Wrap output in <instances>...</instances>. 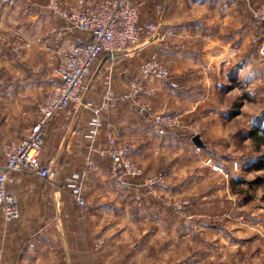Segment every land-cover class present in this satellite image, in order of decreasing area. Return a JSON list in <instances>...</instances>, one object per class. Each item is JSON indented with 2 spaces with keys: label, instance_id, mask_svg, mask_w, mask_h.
<instances>
[{
  "label": "crops",
  "instance_id": "obj_1",
  "mask_svg": "<svg viewBox=\"0 0 264 264\" xmlns=\"http://www.w3.org/2000/svg\"><path fill=\"white\" fill-rule=\"evenodd\" d=\"M75 1L64 3L73 5ZM228 1L226 5L238 4L239 8L216 16L207 12L210 0H134L140 3L142 20L157 18V6L163 5L162 14L174 35L164 45L157 40L151 45L170 61L174 80L180 76L186 87L185 95L194 103L210 100L216 87L227 84L231 75L227 71L233 63L238 80L246 72L249 76L253 74L252 54L242 65L239 63L247 54L248 45V39L241 36V0ZM27 5L22 1L8 4L0 0V169L5 167L2 146L23 139L38 117V103L55 80L54 59L87 39L78 32L69 34L63 22L46 10L43 0L31 7ZM55 27L58 33L54 37L48 32ZM16 34L27 40L41 35L44 42L17 60L10 50H3L4 43ZM146 44L143 42L138 54ZM127 52L130 56L125 62L136 54L134 49ZM106 57L101 55L93 67V75L85 81L83 100L91 106L74 105L71 114L61 112L46 128L41 160L52 167L58 179L22 172L9 185V191L18 198L21 217L7 222L0 210V264H227L223 255L207 248L209 241L125 240V194L114 185L105 184L102 179L105 175L90 176L87 181L92 182L93 188L87 191L84 221L72 194L57 186L72 170L88 169L89 157L96 165L106 164V157H101L98 149L109 147L112 140L124 143L125 138L136 135L148 139L154 133L145 122L130 121L132 104L119 101L103 112L104 126L91 152L83 133L93 108L102 104L107 88L111 87L116 95L125 92V79L117 68L119 57L105 60ZM194 87H203L204 92L194 91ZM167 89L154 98L156 109L171 105L177 98ZM185 101L182 97L183 109L187 108Z\"/></svg>",
  "mask_w": 264,
  "mask_h": 264
},
{
  "label": "rangeland",
  "instance_id": "obj_2",
  "mask_svg": "<svg viewBox=\"0 0 264 264\" xmlns=\"http://www.w3.org/2000/svg\"><path fill=\"white\" fill-rule=\"evenodd\" d=\"M17 1L31 7L42 0H5L8 4ZM43 1L46 10L61 22L50 7L51 0ZM78 1L73 5H66L64 0L61 3L65 7H73ZM227 2L210 0L207 12L223 16L239 8L238 4L229 6ZM241 3V36L248 39V45L247 54H242L244 56L239 63L242 65L252 54L253 74L249 76L250 73L246 72L238 80L239 77L234 76L233 63L227 71V74H231L228 75L227 84L216 87L210 100L189 101L191 99L184 93L186 87L180 76L174 80L170 61L165 55L154 51L151 45L153 41H160L164 45L174 35L172 28L167 26L161 4L157 6L158 10L159 6L163 8L159 10L157 18L142 20L141 16V20L144 23L161 21L162 34L158 37L143 35L146 40L129 47L136 51L130 61L125 62V58L130 56L129 52L117 60L120 77L125 79V93L133 84L141 81L142 65L151 57L156 56L171 69L169 79L151 76L145 80L156 89V93L125 100V104L131 103L133 106L130 121L136 124L145 122L154 131L148 139L135 135L125 138L124 143L111 141L110 146L124 149L125 168L118 167L109 156H101L98 152L101 157H106V164L99 166L97 163L94 169L88 165V169L72 170L69 174V177H78L77 184L85 196L93 188L92 182H87L89 177L99 178L103 175L106 176L102 178L105 184L110 187L114 185L115 189L125 194V240L209 241L206 242L207 248L223 255L221 257L225 258L227 264H249V261L264 264V168H250L252 160L264 158V142L251 137L252 131L264 137V54L261 53L264 47V19L257 16L264 9V0H241ZM62 26L70 31L69 34L78 32L85 35L78 30H69L64 22ZM48 33L57 36L51 30ZM42 37L30 39L33 46L24 49L21 57L14 48L16 43L27 39L20 34L11 36L4 43L3 50H10L15 59L21 60L35 45L43 44ZM37 38H42L43 42L34 43ZM145 41V49L138 54ZM68 51L54 59L55 69L60 57L68 54ZM55 69V80L46 94L60 83ZM164 88H168L169 93L177 98L173 99L171 105L156 109L153 100ZM193 89L204 92L203 87ZM182 97L187 105L184 109L181 107ZM143 106L149 110L140 114L139 109ZM167 114L173 115L177 122L160 133L163 126L157 122L156 116ZM196 135L201 138L202 146L194 141ZM130 165L132 170L129 169ZM67 179L56 183L64 191H69ZM152 179L154 183H150ZM87 208L88 201L84 213H81L83 221Z\"/></svg>",
  "mask_w": 264,
  "mask_h": 264
},
{
  "label": "built area",
  "instance_id": "obj_3",
  "mask_svg": "<svg viewBox=\"0 0 264 264\" xmlns=\"http://www.w3.org/2000/svg\"><path fill=\"white\" fill-rule=\"evenodd\" d=\"M139 6L140 4L134 0H80L73 7H65L61 0H51L50 7L66 27L84 33L87 39L82 44L74 45L68 54L60 57L55 69L60 83L39 103V114L29 133L23 139L8 141L2 146L5 167L0 169V210L7 222L21 217L18 198L9 191V185L16 181L19 173L26 172L43 179H53L52 167L41 160L46 128L61 112L71 114L74 105L83 108L91 106L89 101L83 100L85 81L93 75V67L101 55H110V58L122 56L132 44L138 43L143 35L158 37L162 34L161 21L142 22ZM162 9V6H159V10ZM258 15L264 19V9ZM52 32L58 33V29H53ZM36 41L40 43L43 39L37 38L34 43ZM32 46V41L25 40L16 43L14 50L21 57L23 50ZM261 53L264 54V47L261 48ZM151 76L169 79L171 69L154 56L144 61L141 81L133 84L127 93L116 95L111 87L106 89L102 104L93 108V115L83 133L84 138L90 143L91 151L95 150L94 144L104 126L103 112L110 110L119 101L156 93V89L145 82ZM148 110V107L143 106L139 113L145 114ZM156 117L157 122L163 126L160 133L166 131L165 127L175 126L177 122L170 114ZM98 152L101 156H109L118 167L125 168L124 149L118 150L109 146L98 149ZM88 165L93 169L97 167L90 157ZM129 169H133L132 165ZM77 179V176L69 177L67 188L80 212L84 213L87 199L77 184ZM150 183H154L153 179Z\"/></svg>",
  "mask_w": 264,
  "mask_h": 264
},
{
  "label": "trees",
  "instance_id": "obj_4",
  "mask_svg": "<svg viewBox=\"0 0 264 264\" xmlns=\"http://www.w3.org/2000/svg\"><path fill=\"white\" fill-rule=\"evenodd\" d=\"M257 133L258 132L252 131L251 132V137L257 139L261 143L264 142V137L263 136H258ZM251 162H252V165L250 166V168H252V169H263L264 168V158L254 159Z\"/></svg>",
  "mask_w": 264,
  "mask_h": 264
},
{
  "label": "water",
  "instance_id": "obj_5",
  "mask_svg": "<svg viewBox=\"0 0 264 264\" xmlns=\"http://www.w3.org/2000/svg\"><path fill=\"white\" fill-rule=\"evenodd\" d=\"M110 57H111V56L108 55V56L105 58V60L109 59ZM194 141H195L196 144L199 145V146H202V145H203V142H202L201 138H200L198 135H196V136L194 137Z\"/></svg>",
  "mask_w": 264,
  "mask_h": 264
}]
</instances>
